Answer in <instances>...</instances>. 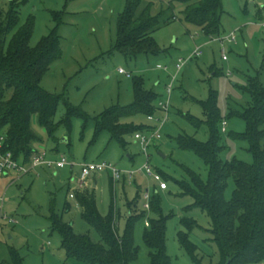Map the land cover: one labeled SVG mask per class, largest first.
Returning <instances> with one entry per match:
<instances>
[{
    "label": "rangeland",
    "instance_id": "374dc122",
    "mask_svg": "<svg viewBox=\"0 0 264 264\" xmlns=\"http://www.w3.org/2000/svg\"><path fill=\"white\" fill-rule=\"evenodd\" d=\"M18 1L20 24L30 17L34 20L30 46H35L54 27L59 37L61 57L50 64L39 82L40 88L59 97L53 123L60 121L67 106L80 109L88 119L84 125V120L73 117L70 130L60 125L50 136L49 129L41 126L35 115L32 116L31 129L38 136L33 148L46 151L53 158L64 156L73 166L38 171L39 176L29 173L16 177V173L11 172L0 178V262L9 261L8 248L13 247L22 257V264H82L65 257L60 235L51 231L49 208L52 196L56 213L71 226L73 234L86 235L94 243H102L101 238L82 218L75 194L93 192L102 215L108 212L112 199L118 210L119 235L123 233L129 214L126 203L135 197L136 185L124 183V180L114 181L112 193L107 171L92 174L88 183L81 186L73 178H78L81 163L104 161L124 170L137 169L146 161L133 133L124 136L127 142L124 148L110 140L106 131L92 142L94 119L112 106L131 104L134 99L133 77L142 76L146 89L156 92L159 100L168 99L167 116L157 110L153 120L137 114L124 117L122 122L152 129L161 126V137L150 145L147 153L153 172L162 174L167 189H157V183L151 177L139 179L138 184L142 189L148 188L149 201L156 199L166 218L165 247L169 264H198L178 240L179 234L186 231L181 222L183 217L191 218L197 224L188 238L196 246L201 262L216 264L219 254L212 241L210 218L193 206L191 197L181 194L177 183L188 181L184 168L191 169L205 181L207 168L192 150L179 147L178 138L187 135L201 142L208 140L205 117L196 101H206L213 90L217 93L218 129L223 146L219 157L253 163L248 142L233 138L232 134H242L247 130L244 112L253 104L249 91L244 88L248 80L258 78L264 86V29L258 18L260 10L264 9V0H222L220 34L212 38L185 23L177 5V18L152 32L162 52L136 57H125L113 50L116 21L126 0ZM164 1H156L154 13L167 6L169 0ZM9 3L10 0H0V11L5 12ZM53 13L61 19L58 24L53 20ZM231 32L235 33L232 42L216 40ZM197 47L201 48V55L188 59L177 71V60L188 58ZM157 65L168 68L165 71L158 69ZM118 68H123L130 76L118 74ZM169 85L171 91L168 96ZM189 116L203 123L196 127L188 120ZM261 145H264V138ZM93 183L95 187H92ZM233 189V179L228 178L225 200H231ZM71 192L73 198L69 197ZM65 203L68 205L66 210ZM142 203L141 196L135 207L137 211H145ZM156 217V213L150 210L134 224L137 257L131 264H149V249L142 239L146 229L144 220ZM9 219L14 222L10 224Z\"/></svg>",
    "mask_w": 264,
    "mask_h": 264
},
{
    "label": "trees",
    "instance_id": "16d2710c",
    "mask_svg": "<svg viewBox=\"0 0 264 264\" xmlns=\"http://www.w3.org/2000/svg\"><path fill=\"white\" fill-rule=\"evenodd\" d=\"M156 1L165 2L126 0L124 10L116 21L113 50L125 57L162 52L152 32L177 18V5L185 23L199 28L208 38L220 34L222 0H169L165 8L160 7L154 13ZM18 5V0H10L8 9L0 11V133L5 136L3 151L9 150L14 159L27 163L36 152L33 144L38 141V136L31 129L32 116L35 115L38 123L49 129L50 136L60 125L70 130L73 117L84 120V125L88 117L80 109L67 106L60 121L53 123L59 97L40 88L39 82L50 64L61 57L59 37L54 27L35 46H30L34 20L30 17L20 24ZM52 16L57 24L61 21L58 14L53 13ZM246 85L244 88L253 101L252 107L244 112L247 130L242 134H232V137L248 142L253 155L252 164L219 157L223 146L218 129L217 93L213 90L206 101H196L205 117L208 140L201 142L187 135L178 138L179 147L192 150L207 168L205 181L191 169L184 168L188 181L177 183L181 194L191 197L193 206L210 218V233L219 254L216 264H264V145H261L264 138V86L258 78H250ZM133 94L131 104L112 106L94 119L92 142L106 131L110 140L124 148L126 134L152 129L122 122L124 117L137 114L149 116L159 110L157 103L160 98L152 89L144 87L142 76L133 77ZM188 120L196 127L203 123L192 116ZM158 174L165 180L161 173ZM228 178H232L234 183L229 201L224 198ZM113 182L110 177L112 193ZM141 196V189L137 186L135 197L126 203L129 214L123 233L119 235L118 210L112 199L108 212L102 215L93 192L75 194L82 218L97 231L102 243H94L86 235H74L71 226L56 213L55 198L52 196L49 208L51 231L60 235L65 257L82 264H131L137 257L134 224L152 210L157 217L153 220L147 218L148 226L142 234L143 242L149 249V264H169L165 247L166 218L156 199L149 201V211H137L135 207ZM67 208L65 203L64 209ZM181 222L186 231L178 236L180 246L195 262L203 264L196 254V246L188 238L189 232L197 226L196 222L187 217H183ZM8 253L9 261L0 264H22V257L15 248L9 247Z\"/></svg>",
    "mask_w": 264,
    "mask_h": 264
},
{
    "label": "built area",
    "instance_id": "2783aa9c",
    "mask_svg": "<svg viewBox=\"0 0 264 264\" xmlns=\"http://www.w3.org/2000/svg\"><path fill=\"white\" fill-rule=\"evenodd\" d=\"M259 25L262 29H264V13L262 14L261 19L259 20ZM235 39V33L231 32L230 34L226 35L225 37L216 38L217 41L223 42L224 40L228 42H232ZM224 51V49H222ZM202 53L201 48L197 47L193 50V52L189 55L186 59H178L175 63V68L177 71H180L182 66L185 64V62L188 59H191L192 57H198ZM223 59H225V56H223ZM158 69L167 70V66H156ZM118 74L125 75L126 77H129L130 74L127 73L123 68L117 69ZM171 91V85L167 87L168 96ZM157 107L160 111L165 112L166 116L168 113V99L163 101L159 100L157 103ZM154 116L149 115L147 116L148 120H153ZM160 128L156 127L155 129H151L150 131H137L133 134V137L136 142L139 143L141 146L143 155L146 158V161L137 169H119L113 166L110 163L107 162H95V163H81L79 164V175L77 178L78 185L81 186V184L89 178L92 174L107 171L110 174V177L113 181H119L122 179H125L128 184H130L134 178V176L139 173L142 175H145L147 177H151L156 183H157V189L164 190L167 188L166 182L162 179L160 174L157 172H153L151 165L148 162V153L147 150L150 147V145L157 139H159L160 136ZM5 142V136L4 134L0 133V178L9 172L16 173L17 177L26 175L29 173H34L36 176H39V169L40 168H47V169H61L64 168L66 165L73 166V163L69 162L67 158L64 156H59L58 158H50L46 151H36L31 156L29 162L27 163H21L20 161H17L13 158L12 153L9 150L3 151ZM70 198H73V193L71 192L69 194ZM149 192L148 188L144 189L142 192V206L145 209V211H148L150 208L149 204ZM2 219L6 220V218L2 217ZM8 222L11 224L14 221L9 219ZM144 225L148 226L147 219L144 220Z\"/></svg>",
    "mask_w": 264,
    "mask_h": 264
},
{
    "label": "crops",
    "instance_id": "0c3cea01",
    "mask_svg": "<svg viewBox=\"0 0 264 264\" xmlns=\"http://www.w3.org/2000/svg\"><path fill=\"white\" fill-rule=\"evenodd\" d=\"M264 13V9L263 10H260V12H259V16H258V18L260 17V16H262V14ZM50 157V156H49ZM50 158H53V157H50ZM55 159V158H54ZM66 166H68V165H66ZM65 168V167H64ZM62 169V168H61ZM45 171V170H51V169H47V168H40L39 169V172L40 171ZM55 170H57V169H55ZM10 173L11 172H9V173H7V174H4L2 177H5V176H8V175H10ZM16 175V174H15ZM92 176V175H91ZM17 177V176H16ZM145 177H147V176H145V175H142V174H139V173H137L135 176H134V178H133V180H132V182H131V184L132 183H134L135 185H136V187L137 186H139L140 187V189H141V193H142V191L144 190V189H146V188H144V189H142L141 188V185H140V183L138 184V180L140 179H144ZM73 179H75V180H77V178L76 177H74ZM88 180H90V177L89 178H87L83 183H88L87 181ZM122 180H124L123 182L125 183V182H127L125 179H122ZM120 181V180H119ZM116 182H118V181H116ZM115 182V183H116ZM128 183V182H127ZM147 185V184H146ZM92 187H95V184L93 183L92 184ZM167 189V188H166ZM166 189H164V190H166ZM163 191V190H162Z\"/></svg>",
    "mask_w": 264,
    "mask_h": 264
}]
</instances>
